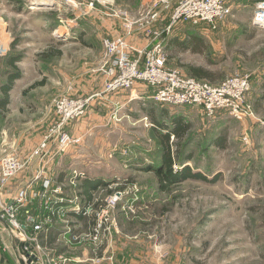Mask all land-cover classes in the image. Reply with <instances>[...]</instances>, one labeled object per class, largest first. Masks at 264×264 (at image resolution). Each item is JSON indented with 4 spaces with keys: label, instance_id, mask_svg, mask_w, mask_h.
Instances as JSON below:
<instances>
[{
    "label": "rangeland",
    "instance_id": "374dc122",
    "mask_svg": "<svg viewBox=\"0 0 264 264\" xmlns=\"http://www.w3.org/2000/svg\"><path fill=\"white\" fill-rule=\"evenodd\" d=\"M257 2L234 0L226 22L201 37L200 52L180 46L171 51L166 41L169 65L186 76L196 77L192 66L205 69L209 76L196 78L211 84L250 76L254 114L239 121L227 114L209 118L196 105L174 107L191 121L182 159L193 156L175 169L189 165L213 180L187 179L163 188L156 174L162 167L159 131L147 120L125 118L122 104L102 98L127 94L138 85L152 89L137 82L119 93L105 92L112 61L104 40L116 33H123L117 38L132 36L127 19L147 12V0H0V80L7 70L25 71L24 81H44L34 98L45 97L43 104L50 106L49 112L11 116L8 124L14 130L24 116L26 125L47 122L36 157L45 139L58 142L53 132L59 126L77 141L56 166L69 174L62 189L33 202L42 211L48 200L66 211L84 207L82 214L89 218L87 228L71 213L58 220L68 236L56 247L66 249L60 264H264V99L256 107L264 95V24L253 22ZM189 28L182 26L181 34L188 36ZM61 98L89 101L85 114L63 118L54 105ZM225 130L227 147L222 148L217 140ZM19 149L17 142L0 140V157L10 151L22 159ZM85 177L107 183L93 190L90 205L79 189ZM72 231L77 241L70 238ZM37 237L33 248L29 243L22 248L37 256L35 264L44 253Z\"/></svg>",
    "mask_w": 264,
    "mask_h": 264
},
{
    "label": "built area",
    "instance_id": "2783aa9c",
    "mask_svg": "<svg viewBox=\"0 0 264 264\" xmlns=\"http://www.w3.org/2000/svg\"><path fill=\"white\" fill-rule=\"evenodd\" d=\"M165 11H170L169 22L164 31H155L154 25L161 20V14ZM233 12L234 0H156L153 6L147 12H142L138 18L127 19L126 26L129 34L138 29L152 36L154 42L150 47L132 50L125 38L112 36L105 38L104 46L112 61V67L107 71L105 92L119 93L141 82L152 87V98L161 105L170 107L196 105L209 118L227 114L241 121L251 117L254 108L249 100L252 87L250 76L237 74L218 84L186 76L180 69L169 65L170 54L164 42L167 36L184 25H189L191 27L189 30H196L205 36L216 31ZM126 15L129 18L127 13ZM253 22L264 24V0H258L256 3ZM133 51L138 52V58H133ZM88 103L89 101H76L70 98L54 101L58 113L65 119L84 115ZM144 120H147L146 124L154 126L147 117ZM53 133L56 134L58 142L47 138L36 151L43 161H49L52 157L50 153L47 155L51 145L56 146L57 155L64 153L70 145L77 142L73 136L64 133L61 126ZM25 165L26 162L14 152L8 151L0 157V218L19 234L28 235L29 231L33 230L35 236H38L73 210L66 211L62 204L48 200L44 204L46 211L39 208L36 212L32 211L30 204L33 200L43 198L50 191L59 193L62 189V184L56 183L55 179L48 176L41 177L44 178L42 189H30L32 184L21 187L9 202L5 198L9 183ZM43 167L44 165L41 169ZM83 210L84 207L77 213H83ZM21 215L25 216V222L20 220ZM76 234L70 237L74 241L78 240ZM65 237L68 236L65 234ZM63 257L61 255L52 259L51 264H60L59 260Z\"/></svg>",
    "mask_w": 264,
    "mask_h": 264
},
{
    "label": "crops",
    "instance_id": "0c3cea01",
    "mask_svg": "<svg viewBox=\"0 0 264 264\" xmlns=\"http://www.w3.org/2000/svg\"><path fill=\"white\" fill-rule=\"evenodd\" d=\"M155 1L156 0H147L148 2L147 6L149 8L152 7ZM169 16H170L169 12L164 13L162 15L161 20L156 22L154 25L155 31L160 32L165 30L169 22ZM181 30H182L181 28L176 29L172 34H170L164 39L165 43L168 40L167 46L171 51L175 50V48L180 46L178 42L184 41L189 38V36L186 35L183 36V34H181L182 33ZM140 33L141 31H135L131 34L132 36L126 35V40L130 44L132 50L145 49L146 47H150L154 42L152 37H148L146 33L144 34H140ZM190 33L191 31L188 32V34ZM122 34L123 33L118 35L116 33L111 36L117 38ZM133 35L136 36L133 37ZM181 36H183V38H181ZM203 36L204 35H201L202 38ZM132 53L134 56H136L138 52L133 51ZM8 71L11 70H7L5 72L4 77H2L0 80V88L3 84L6 83ZM21 72H22V76L15 80V85L10 90L9 93L10 104L8 105V111L5 112L4 114L0 112V140H9V142L14 141L15 143L17 142L18 148L20 147L19 153L22 157V160L28 161L31 159L32 161H30L29 164L26 165L25 169L18 175V177L21 178H18L17 180L13 179L10 182L5 196V198L9 200V202L14 197L17 190H19L21 187H25L28 186L29 184H32L30 189H34V190L42 189V182L44 178L41 177L48 176L55 179L56 183H63L64 177H67L69 175V174L67 175L66 171H59V172L56 171V166L64 158V155L66 153H61L56 155L55 145H51L47 150V155L49 153L52 155L49 161L47 160L43 161L41 160L40 157L33 156V151L39 146V144L44 139L45 132L47 131L46 129L47 122L44 125H41L42 122H39L37 124L26 125L29 122V119H27L24 116L18 119V125L15 127L16 129L13 130L8 124L9 121L8 118H10L11 116L12 117L16 115L23 116L29 111L30 112L31 111L42 112L43 110L47 112L50 111V106H47L48 104L47 105L43 104V102H46L45 97H43V99L34 98L35 96L34 94L37 92L36 89L37 87L28 90L27 93L24 92L26 89H29L37 81L33 83L32 81L30 82L24 81V79L26 78V72L22 70ZM0 95H1V89H0ZM152 95H153L152 89L138 85L134 87L132 90H130V92L127 94L121 93L113 96L106 95L102 98H105L111 104L112 102L114 103L115 101L118 102L116 106L122 104V107L124 108L123 113L125 118L130 119L131 117H135L136 121H145L144 119L147 117V119L151 123H153L154 126H156L155 125L156 123L159 129L162 127L161 125L166 124L165 122H167L168 120L169 123L167 124L170 125L175 119H183L184 121H189V116L187 114L175 111L173 109L174 107L165 106L157 103L152 98ZM43 120L45 122V119ZM33 134L36 137L29 138V136ZM172 139H174V136H172ZM42 165H44L43 169H41ZM38 176L40 177L38 178ZM98 176L93 175V177H98ZM33 202L34 200L30 204V208L32 209L33 212H36L38 211V208L36 207L35 204L33 205ZM62 206L64 207V205ZM20 220L22 222H25L26 221L25 216L21 215ZM58 222L59 221H57L53 226H51L46 232L39 234V235L42 234L46 235L50 232V230H53L52 227H55L54 230H57L56 231L57 238L53 243H49L47 236L40 239L37 236H35L33 230H30L28 235L19 234L17 231H14L8 225V223H6V221L0 218V264H22L20 262V259L21 257H23V254L25 252L22 251L23 245H25V243L26 244L29 243L33 248V245H35L34 242L36 240V237L38 238L37 241L40 244L41 248L44 249V253L42 252L43 250L40 252V254H42L44 258L42 257V260L39 262V264H51L52 259L64 255L63 252L66 251V249L61 253L56 254L57 251L61 250L56 248L58 247V243L62 241V239L60 240V238L63 237L64 239H66L64 232H62L63 230L60 228V226H62V223L59 225ZM73 225L75 226V224ZM76 233L77 232L72 231L71 235ZM32 240L34 242H31ZM42 242H44V245L41 244Z\"/></svg>",
    "mask_w": 264,
    "mask_h": 264
},
{
    "label": "trees",
    "instance_id": "16d2710c",
    "mask_svg": "<svg viewBox=\"0 0 264 264\" xmlns=\"http://www.w3.org/2000/svg\"><path fill=\"white\" fill-rule=\"evenodd\" d=\"M192 31V30H191ZM196 31V30H193ZM189 38L178 42L181 46V49H190L193 52H200L203 44V40L201 39V35L196 31V33L191 32L188 34ZM60 55L61 52H53L50 55ZM12 63L15 61L12 59ZM191 72L196 77L203 79L209 76L208 72L200 67H190ZM22 76L21 70L13 69L7 72V79L6 83L1 86V95H0V109L1 113L4 114L8 111V105L10 104V90L15 85V80ZM44 84V81L34 83L29 89H26L24 92L27 93L28 90L36 88ZM262 99H264V95L261 96L256 103V107L258 108L259 105L262 103ZM156 126H153L157 129L158 132V139L161 144L162 154H161V169H156V174L160 180L161 186L163 188H168V185L182 182L187 179H199L203 181H211L213 179L209 178L207 175L203 174L201 171L193 170L189 165H184V167H180L175 169L174 164H181L188 162L192 159V155L186 156V161L183 160V146L182 143L184 142L185 138L187 137L190 129H191V122L184 121L183 119H175L172 124L161 125L162 127L159 129ZM154 128V129H155ZM164 130V131H163ZM172 136L177 141L172 140ZM227 138L228 132L225 130L223 131L222 137L217 140V143L222 148L227 147ZM178 159V161H177ZM181 166V165H180ZM163 169V170H162ZM107 183L100 178H96V180H91L89 177H85L81 179V183L79 185L80 192L86 196V201H88V205H90L93 201V190L100 186H106ZM71 215H74L78 218V220L83 221L85 227H89V222L87 221L89 218L85 217L82 213H77L74 211L70 212ZM77 220V221H78ZM53 230H50L48 234L39 235L38 238L42 239L45 236L48 237V242L53 243L57 238V230H54L55 227H52ZM44 245V242L41 243ZM65 249H61L57 251V253H61Z\"/></svg>",
    "mask_w": 264,
    "mask_h": 264
},
{
    "label": "water",
    "instance_id": "95a60500",
    "mask_svg": "<svg viewBox=\"0 0 264 264\" xmlns=\"http://www.w3.org/2000/svg\"><path fill=\"white\" fill-rule=\"evenodd\" d=\"M26 258L21 257L20 262L22 264H35V259L37 258L36 255L34 253H32L31 251H28L26 254Z\"/></svg>",
    "mask_w": 264,
    "mask_h": 264
},
{
    "label": "bare ground",
    "instance_id": "6f19581e",
    "mask_svg": "<svg viewBox=\"0 0 264 264\" xmlns=\"http://www.w3.org/2000/svg\"><path fill=\"white\" fill-rule=\"evenodd\" d=\"M50 1H52V0H50ZM48 3V2H47Z\"/></svg>",
    "mask_w": 264,
    "mask_h": 264
}]
</instances>
